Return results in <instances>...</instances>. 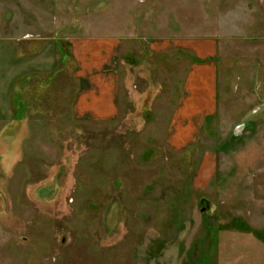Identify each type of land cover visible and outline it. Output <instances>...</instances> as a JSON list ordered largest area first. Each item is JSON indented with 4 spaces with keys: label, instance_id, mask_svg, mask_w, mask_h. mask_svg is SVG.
<instances>
[{
    "label": "rangeland",
    "instance_id": "1",
    "mask_svg": "<svg viewBox=\"0 0 264 264\" xmlns=\"http://www.w3.org/2000/svg\"><path fill=\"white\" fill-rule=\"evenodd\" d=\"M212 33L217 110L176 117ZM113 36L118 115L79 117L75 44ZM241 226L264 232V0H0V264H237Z\"/></svg>",
    "mask_w": 264,
    "mask_h": 264
},
{
    "label": "crops",
    "instance_id": "2",
    "mask_svg": "<svg viewBox=\"0 0 264 264\" xmlns=\"http://www.w3.org/2000/svg\"><path fill=\"white\" fill-rule=\"evenodd\" d=\"M49 13L51 14L47 8L40 13L35 12V14L42 15L44 19L48 17ZM39 29L47 32L51 28L41 22ZM212 30L211 32H213ZM213 33L205 36L203 34L194 35L190 38L191 44L196 49L200 48L197 49V52L203 63H195L191 66L176 117L190 119L188 115L184 116V111L187 109L196 113L197 116L194 117L203 116V118L214 114L217 110L218 70L209 59L218 53L217 41L219 38L215 37ZM83 41L85 42L80 45L81 47L79 44H75L74 49V55L80 63L78 76L85 82L84 88L76 92L74 110L79 117L91 116L98 120H112L118 115V89L116 87L118 78L115 76L117 73L115 71L116 57L122 40L118 36H113L96 37ZM178 44L181 43L178 42ZM108 66L111 68L109 75L104 71ZM238 229L240 232L237 235L228 233L230 235L228 238L236 237L237 240L235 238L233 240L235 246L222 248L223 255L226 251L229 254L238 255L237 264H264V232L255 231V234L250 236L246 227L241 226ZM253 232L251 231L249 234H253ZM236 249L239 251L234 253Z\"/></svg>",
    "mask_w": 264,
    "mask_h": 264
}]
</instances>
